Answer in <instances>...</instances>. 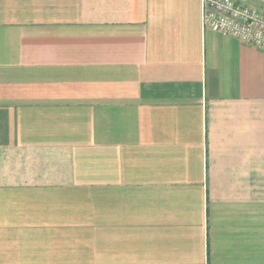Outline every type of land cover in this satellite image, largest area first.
<instances>
[{
    "label": "crops",
    "instance_id": "0c3cea01",
    "mask_svg": "<svg viewBox=\"0 0 264 264\" xmlns=\"http://www.w3.org/2000/svg\"><path fill=\"white\" fill-rule=\"evenodd\" d=\"M0 264H264V50L200 0H0Z\"/></svg>",
    "mask_w": 264,
    "mask_h": 264
},
{
    "label": "built area",
    "instance_id": "2783aa9c",
    "mask_svg": "<svg viewBox=\"0 0 264 264\" xmlns=\"http://www.w3.org/2000/svg\"><path fill=\"white\" fill-rule=\"evenodd\" d=\"M250 6L240 0H200L201 24L264 50V0Z\"/></svg>",
    "mask_w": 264,
    "mask_h": 264
}]
</instances>
